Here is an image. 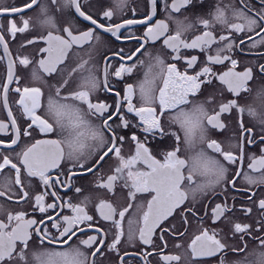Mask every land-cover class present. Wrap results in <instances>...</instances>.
Returning <instances> with one entry per match:
<instances>
[{
  "label": "snow or ice",
  "instance_id": "1",
  "mask_svg": "<svg viewBox=\"0 0 264 264\" xmlns=\"http://www.w3.org/2000/svg\"><path fill=\"white\" fill-rule=\"evenodd\" d=\"M0 264H264V0H0Z\"/></svg>",
  "mask_w": 264,
  "mask_h": 264
},
{
  "label": "flooded vegetation",
  "instance_id": "2",
  "mask_svg": "<svg viewBox=\"0 0 264 264\" xmlns=\"http://www.w3.org/2000/svg\"><path fill=\"white\" fill-rule=\"evenodd\" d=\"M8 2H9V3H12L13 0H8ZM109 2H110V0H109ZM205 2H206V3H207V2H212V3H214L215 0H205ZM12 46H13V48H15V44H13ZM260 83H261V81L257 80L256 84H254L253 87H254V88L259 87V86H260ZM256 247H257V245H256L254 242H251V241H250L249 244H248V249H246V251H249V250H251V249H253V248H256ZM242 255H243V254H240L241 257H242ZM232 258H237V257H230V259H232Z\"/></svg>",
  "mask_w": 264,
  "mask_h": 264
}]
</instances>
